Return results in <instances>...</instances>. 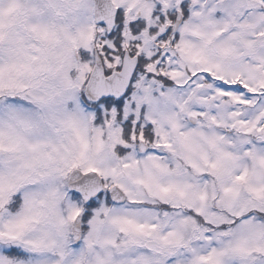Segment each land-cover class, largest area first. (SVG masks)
<instances>
[{
	"label": "snow or ice",
	"instance_id": "6c2138e0",
	"mask_svg": "<svg viewBox=\"0 0 264 264\" xmlns=\"http://www.w3.org/2000/svg\"><path fill=\"white\" fill-rule=\"evenodd\" d=\"M0 264H264V0H0Z\"/></svg>",
	"mask_w": 264,
	"mask_h": 264
}]
</instances>
